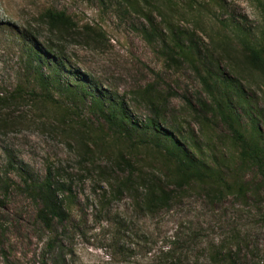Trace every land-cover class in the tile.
<instances>
[{
    "label": "rangeland",
    "instance_id": "374dc122",
    "mask_svg": "<svg viewBox=\"0 0 264 264\" xmlns=\"http://www.w3.org/2000/svg\"><path fill=\"white\" fill-rule=\"evenodd\" d=\"M47 11L70 26L50 31ZM178 36L195 66L168 61ZM242 40L264 59V0H0V95L21 88L0 102V264H264V185L214 112L230 107L264 138V63ZM34 52L58 104L33 95ZM109 107L132 140L106 123ZM153 119L212 168L215 186L241 179L245 194L191 184L145 212L146 181L164 186L173 167L129 128ZM122 159L136 172L118 190ZM48 176L68 200L66 220L46 228L33 189Z\"/></svg>",
    "mask_w": 264,
    "mask_h": 264
},
{
    "label": "trees",
    "instance_id": "16d2710c",
    "mask_svg": "<svg viewBox=\"0 0 264 264\" xmlns=\"http://www.w3.org/2000/svg\"><path fill=\"white\" fill-rule=\"evenodd\" d=\"M44 19L50 31H60V28L69 27L70 19L66 17L63 12L47 11L44 14ZM147 22L151 24L150 19ZM186 39L180 36L170 39V47L166 46L167 56L169 62H176L177 60L187 62L195 66L193 61L192 47L187 43ZM242 49L249 54V59L252 64H263L262 49L254 48L248 42L240 41ZM37 60L36 79L35 83L39 88V94H33L34 97L38 96L41 102H50L58 104L54 100L50 90L52 84L39 72L41 65H38L40 55L35 52L32 54ZM31 64L34 60L31 59ZM203 85L208 88L205 79L202 78ZM216 87V86H215ZM225 85H223V88ZM212 87L208 88V93L213 96ZM21 88L13 91L11 94H1L0 102H6L10 99L21 98ZM146 103L154 107V101L145 94ZM222 100V97H220ZM219 103L214 104V112L219 118L220 122L224 124L228 131L229 137L238 148L237 157L239 162L243 165L251 166L260 180V184L264 185V138L260 131L254 126L247 136V133L239 127V117L236 116L229 108L223 109ZM101 110V109H100ZM115 108L109 107L105 111L101 110L106 123L113 127L119 135L125 136L128 140H132L130 133L124 126V120L119 117ZM130 129H143L144 133H138V141L146 146H151L154 149L163 152L164 156L171 160L173 163L172 169L169 170L166 176L164 186L156 185L152 181L147 180L145 186L144 197L142 200L141 208L147 213H156L166 208L171 202L175 190H182L191 184H204L207 188L211 189L216 196L227 195L236 193L237 195H244L247 185L241 181H233L230 183L221 182L220 186H215L214 171L209 165L196 158L188 148L187 144L183 143L179 138H174L171 134L165 131L156 119L148 120L143 125L137 123H130ZM150 130L151 135H147ZM148 136V137H147ZM122 164L125 165L127 177L124 181L118 183L119 189L132 188V177L135 174L133 163L122 159ZM171 188V189H170ZM35 198L40 204L37 212L38 219L43 223L46 228H49L51 223L55 220L62 223L67 218L66 206L68 196H65V188L53 182L48 176L47 179L33 189Z\"/></svg>",
    "mask_w": 264,
    "mask_h": 264
}]
</instances>
